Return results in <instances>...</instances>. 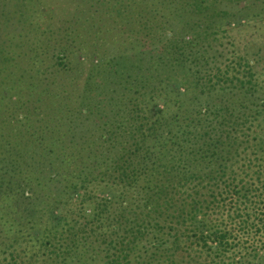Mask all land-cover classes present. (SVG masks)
<instances>
[{
  "label": "trees",
  "instance_id": "1",
  "mask_svg": "<svg viewBox=\"0 0 264 264\" xmlns=\"http://www.w3.org/2000/svg\"><path fill=\"white\" fill-rule=\"evenodd\" d=\"M263 7L0 0V264H264Z\"/></svg>",
  "mask_w": 264,
  "mask_h": 264
},
{
  "label": "rangeland",
  "instance_id": "2",
  "mask_svg": "<svg viewBox=\"0 0 264 264\" xmlns=\"http://www.w3.org/2000/svg\"><path fill=\"white\" fill-rule=\"evenodd\" d=\"M264 8V7H263ZM231 9V8H230ZM260 11V10H259ZM257 11L251 12V15L259 12ZM253 20L250 22L241 21V27L239 28H230L232 29L230 33L221 36L219 43L222 45L220 49H224L228 52H242L244 48L258 46L263 49L264 56V19L261 21L259 19L252 18ZM141 26L138 27V29ZM153 35V33H152ZM264 68V66H262ZM264 81V72L263 77ZM250 235V238H260L261 236H253ZM249 239V238H248Z\"/></svg>",
  "mask_w": 264,
  "mask_h": 264
}]
</instances>
